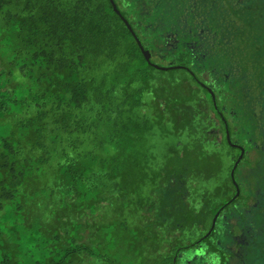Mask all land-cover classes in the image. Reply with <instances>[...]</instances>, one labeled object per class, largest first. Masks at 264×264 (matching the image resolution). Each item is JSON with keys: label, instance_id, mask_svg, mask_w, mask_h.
<instances>
[{"label": "trees", "instance_id": "1", "mask_svg": "<svg viewBox=\"0 0 264 264\" xmlns=\"http://www.w3.org/2000/svg\"><path fill=\"white\" fill-rule=\"evenodd\" d=\"M182 3L206 1L0 0V264H227L214 224L246 203V154L232 173L221 90L170 61H184L177 39L198 19ZM186 199L213 205L209 236Z\"/></svg>", "mask_w": 264, "mask_h": 264}, {"label": "rangeland", "instance_id": "2", "mask_svg": "<svg viewBox=\"0 0 264 264\" xmlns=\"http://www.w3.org/2000/svg\"><path fill=\"white\" fill-rule=\"evenodd\" d=\"M171 1L173 6L168 1L158 0L159 8L173 9L177 0ZM204 1L206 4L200 6L192 3L189 7L183 3L179 5L182 6L183 16L189 14L198 16V19L190 22L181 38L177 39L181 47H176L175 51L180 53L185 62L177 58L170 61L174 65L186 64L208 82L216 93V87L221 90L219 107L228 121L231 141L242 143L241 146L245 149L246 159L241 160L235 180L246 196L242 199L246 203L227 206L219 213L217 224H214L217 229L214 237L217 245L225 250L227 264H247L248 260H254L255 252L264 253V0ZM172 14H176L175 9ZM222 14H225V21ZM213 24L218 26H211ZM139 33L145 45H150L147 42L151 39L148 38V33L146 36L140 31ZM170 61L162 59L167 65ZM207 112L213 120L219 122L216 129H209V132L217 134L218 142L221 137L219 129L222 130L221 120L211 109ZM247 130L257 133L256 137L251 134L247 136V140L257 139L256 149L254 146L249 148L246 138L241 139L242 134L238 131ZM216 161L221 163L225 172V147L216 156ZM222 170L219 175L223 173ZM228 187L229 180L225 175L219 194L227 193ZM209 202L214 204L212 195ZM186 203L190 205L187 208H198L197 220H194L197 221V228L206 233L208 230L206 231L205 223L210 219L213 205L201 207L200 203L195 205L187 199ZM172 215L175 216L174 213ZM187 219H191V216H187ZM229 221L230 228L226 225ZM185 227L187 233L198 236L197 229L189 224H185ZM208 232L204 235L209 236L211 232ZM189 237L191 236H186V239Z\"/></svg>", "mask_w": 264, "mask_h": 264}, {"label": "water", "instance_id": "3", "mask_svg": "<svg viewBox=\"0 0 264 264\" xmlns=\"http://www.w3.org/2000/svg\"><path fill=\"white\" fill-rule=\"evenodd\" d=\"M114 6H115V8L117 9V7H116L115 4H114ZM117 10H118V9H117ZM136 39H137V38H136ZM137 41H138L139 46L142 48V51L144 52V55H146V57H149V56H150V50L147 49V48H143L139 39H137ZM214 103H215V100H214ZM226 136H227L228 140L230 141V136H229V131H228V130H226ZM231 144H232V145H235V146L238 147V148H240V154H239V156H238V158H237V160H236V162H235L234 167L232 168V173H233L234 170H235L236 165L238 164V162L241 160V158H242V156H243L244 148H243L241 145L236 144V143H231ZM238 191H239V190H238ZM216 217H217V216H216ZM216 217H215V218H216ZM215 218H214V223H215ZM214 223H213V224H214ZM208 234H209V233H208Z\"/></svg>", "mask_w": 264, "mask_h": 264}, {"label": "flooded vegetation", "instance_id": "4", "mask_svg": "<svg viewBox=\"0 0 264 264\" xmlns=\"http://www.w3.org/2000/svg\"><path fill=\"white\" fill-rule=\"evenodd\" d=\"M224 209H226V206H225V207H223V208L221 209V211H223Z\"/></svg>", "mask_w": 264, "mask_h": 264}]
</instances>
